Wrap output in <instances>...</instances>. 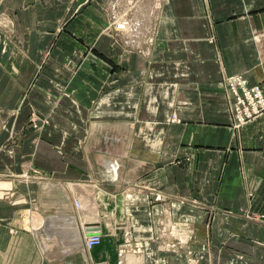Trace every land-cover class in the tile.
<instances>
[{
    "label": "crops",
    "instance_id": "crops-1",
    "mask_svg": "<svg viewBox=\"0 0 264 264\" xmlns=\"http://www.w3.org/2000/svg\"><path fill=\"white\" fill-rule=\"evenodd\" d=\"M114 1L0 0V264H183L202 247L264 264V114L234 130L222 89L264 81V0L149 1L135 38L128 19L104 32ZM78 185L103 217L86 257L70 241ZM124 191L144 206L138 254L119 257ZM159 205L191 225L155 230Z\"/></svg>",
    "mask_w": 264,
    "mask_h": 264
},
{
    "label": "rangeland",
    "instance_id": "rangeland-1",
    "mask_svg": "<svg viewBox=\"0 0 264 264\" xmlns=\"http://www.w3.org/2000/svg\"><path fill=\"white\" fill-rule=\"evenodd\" d=\"M149 1H151L152 7H153L154 5H157L160 0H115L114 1L115 5H114V8H113L114 12H115V17H113V15H112V12H113L112 7L107 9V10H105V15L108 18V27H106L104 32L110 35L112 31L117 32L118 30H120L119 32H121V36H123L124 32L126 31V29L124 28V26H120V25H122L123 21H127V19H128L129 21H131L134 24V26H133L134 30L132 31L133 35L131 34V36L133 38H135L137 35L140 34L139 27L141 28V26H139V24H137L136 22L140 21V22L143 23L144 22L143 21L144 20V16L143 15L144 14L146 15L147 13H149V11H151V10H149V8H145V5L148 4L147 2H149ZM119 17H121L122 19L117 24L119 27H117L116 26V22L118 21ZM123 18H126V19H123ZM79 31H80V29H79ZM79 31L77 33H75V35L79 36V34H78ZM126 32H128V31H126ZM125 38H128V37L125 36ZM125 38H124V40H125ZM121 39H123V38H121ZM122 42H123V40H121V43ZM126 48H127V46H126ZM235 78H241L242 80L247 82V80L244 79L242 76L236 75V76H234L232 78L227 79L226 83H227L228 80H230V79L234 80ZM262 82H264V81H262ZM262 82H260V83H262ZM226 83L224 82V85L222 87L223 94L225 95V100H226V104H227V110L229 112V116H230V119H231L232 128L234 130H237V129H240L241 127L245 126V125H243V126H239V125L235 126L234 121L231 118L230 105H229V100H228L229 94H227V91H226V88H227L226 86H228V85H226ZM249 85H251V84H249ZM253 85H256V84H253ZM37 118L38 117L33 112H31L28 115V123L29 124L27 126L29 128L34 129V130L35 129H40L41 127H43V125H45L46 121L45 120L39 121L38 120L39 118L38 119ZM175 119H177V120H175ZM37 121L40 124H38ZM170 122H172V123L179 122V119L177 118V116H175V114H172L170 116ZM7 143L8 144H15V143H19V142L15 138H12V139L8 140ZM31 173H32V176L23 174L22 175L23 176V180H28V179L29 180L30 179L42 180L43 179V177L41 176V174L38 171L31 170ZM24 176L27 177V178H24ZM139 186L142 187L141 184ZM122 196L124 197V202H122L121 206L119 207V215L114 220V223L116 225L115 229H117L119 231V233H120V237H119L120 238V241H119L120 243H119L118 248H117V255L119 254L120 251H122L123 254L126 257V256H130L128 254H131V255L138 254V251H139L138 247L139 246L137 244H134L136 242L134 241L133 232L136 229L141 228L142 225L139 223L137 217L134 214H135L136 211H138V209H140V208H142L144 206V203H143V200H141L138 203V205L135 204L134 203V199L130 198L131 196L129 194H127L126 191L122 192ZM125 198H126V200H125ZM71 200H75V199L71 198ZM127 200H129V201L127 202ZM159 200H162V198L160 196H156L154 198V200H152V201H159ZM145 203L150 205L151 201L150 200H146ZM74 205H75V201H74ZM174 206L175 205H172L171 207H174ZM166 210L167 209L164 208V206L159 205L158 208H154L153 210H151V212H148L146 214L148 219H150V221L152 223V227H154L155 230H157V231H159L161 233L162 232L166 233L167 231L169 233H171L177 228V226L175 224H178V223H180V224L181 223H184V224L192 223V221L190 219L185 217L186 215H181L180 218L177 221L168 220L169 219L168 215L165 213ZM167 212L170 213L171 211L167 210ZM256 217H257L256 220H264V215H259V216H256ZM165 225H167V226H165ZM189 225H191V224H189ZM186 228H187V226H186ZM184 246L185 245H182L181 248H183ZM205 250H206L205 247L204 248L202 247L200 249V252H193V251H190V250H186L185 253H184L185 255H184V261H183L184 263L183 264H188L190 260L195 261L196 264H213V263L206 262L207 254H206ZM203 261H205L206 263H203ZM122 262H124V259L122 260ZM97 263H106V264H108L106 261L96 262L94 264H97Z\"/></svg>",
    "mask_w": 264,
    "mask_h": 264
},
{
    "label": "built area",
    "instance_id": "built-area-1",
    "mask_svg": "<svg viewBox=\"0 0 264 264\" xmlns=\"http://www.w3.org/2000/svg\"><path fill=\"white\" fill-rule=\"evenodd\" d=\"M226 85H228L226 91L229 94L230 114L235 126L246 125L264 114V82L249 85L241 78H235L234 80H228ZM100 242L99 236L88 238L86 242L87 250L98 246ZM123 255L122 251L118 254L119 257ZM188 264L196 263L190 260Z\"/></svg>",
    "mask_w": 264,
    "mask_h": 264
},
{
    "label": "bare ground",
    "instance_id": "bare-ground-1",
    "mask_svg": "<svg viewBox=\"0 0 264 264\" xmlns=\"http://www.w3.org/2000/svg\"><path fill=\"white\" fill-rule=\"evenodd\" d=\"M125 22V23H124ZM126 29V31L130 30L129 22L123 21L122 25ZM134 26V25H133ZM132 26V27H133ZM119 27V26H117ZM121 28V27H120ZM138 30V29H137ZM132 31V30H131ZM129 33V32H128ZM176 120V119H175ZM78 191L82 192V194L78 195L75 200V218L69 216L73 220L71 225L72 232L74 234V238H71V248L73 250H77L78 247H83L84 249V256L87 254V239L94 237V236H101L102 235V215L100 214V208L98 205V200L93 197V195L87 194L89 192V188L84 185H78ZM76 187V188H77ZM71 190L74 192V186L71 184ZM86 192V194H85ZM72 196V195H71ZM78 213V216H77ZM103 218V217H102ZM95 221V222H94ZM93 222V223H92ZM78 231V234H77ZM101 240V238H100ZM63 243V242H62ZM89 254V253H88ZM86 257V256H85ZM88 257V256H87Z\"/></svg>",
    "mask_w": 264,
    "mask_h": 264
}]
</instances>
